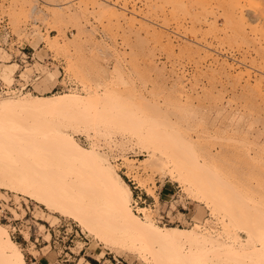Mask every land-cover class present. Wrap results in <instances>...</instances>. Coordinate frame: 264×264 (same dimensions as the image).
<instances>
[{"label":"rangeland","instance_id":"rangeland-1","mask_svg":"<svg viewBox=\"0 0 264 264\" xmlns=\"http://www.w3.org/2000/svg\"><path fill=\"white\" fill-rule=\"evenodd\" d=\"M179 1L0 0V18L16 36L8 54L24 47L33 58L30 64L37 61L49 67L35 66L40 80L34 82L33 94H49L39 84L52 73L56 78L50 93L109 88L124 98L126 102L115 100L114 110H109L108 126L96 121L86 125L100 149L110 150L112 162L143 159L151 150L157 156L168 151L192 164L199 161L189 176L177 177L183 185L164 172L151 175L138 170L154 200L123 169L118 170L133 197L142 194L141 201H146L136 207L150 205L148 219L174 216L180 222L171 226L191 229L201 224L216 238L249 239L260 248L264 244V0ZM240 10L250 15L251 24L242 25L245 30L227 20ZM208 19L216 23L210 26ZM0 54L1 71L2 57L12 61L4 51ZM19 73L18 69L14 79ZM123 104L125 111L117 107ZM120 111L125 124L119 123ZM32 121L23 119L13 133H31ZM76 139L90 146L85 135ZM9 149L0 152V163L18 176L19 162L11 158L17 150ZM158 185L170 189L169 197L158 198ZM0 191L4 194L0 224L8 228L27 264H147L138 256L117 255L111 244L68 216L53 214L57 221L51 224L47 216L52 214L43 206ZM170 199L176 201L171 208L166 204ZM182 207L187 208V220L178 219Z\"/></svg>","mask_w":264,"mask_h":264},{"label":"bare ground","instance_id":"bare-ground-1","mask_svg":"<svg viewBox=\"0 0 264 264\" xmlns=\"http://www.w3.org/2000/svg\"><path fill=\"white\" fill-rule=\"evenodd\" d=\"M249 16L240 10L232 12L227 20H231L230 23L237 27L247 24L249 26ZM214 19L212 22L206 20V24L214 25ZM241 26L238 28L243 29ZM0 50L9 53L2 48ZM1 59L4 60L0 71L3 78L0 76V79L7 86H11L18 65L10 62L8 58ZM34 62L20 70L19 77L23 82L31 75L40 73L35 66L42 67V70L49 68L46 64L44 66ZM24 74L29 77H21ZM55 78L54 74L49 73L39 84L49 93L46 95H35L28 91L0 96V152L2 149L15 148L17 153L11 158L19 162L17 169L20 171L16 176L9 168H3L5 163H0V190L23 195L43 206L49 211V215L52 214L47 216L51 224L57 221L53 214L68 216L97 235L100 240L111 244L117 255L138 256L147 264H264V244L257 248L249 239L216 238L212 235L213 231L208 232L201 224H195L191 229H182L171 226L172 223H158L160 216L153 215L154 221L148 219L146 211L150 205L135 206L132 191L118 170L123 169V174L154 200L155 196L140 179L138 170L151 175L164 172L171 181L178 182L177 177L189 176L194 165L200 166L199 161L195 160L192 164L176 152L168 151L157 156L151 150L145 152L143 159L123 157L119 164H115L108 157L110 150L107 148L109 152L102 151L100 145L98 146L100 142L91 139L93 136L89 135L86 125L96 121L102 127L108 126L112 120L109 110H114L115 100L118 104L124 102V98L118 97L120 94H115L109 88H105L103 92L98 88L86 90L84 94L50 93ZM117 107L121 108L119 110L126 108L124 104ZM119 113V123L125 124V115L122 111ZM28 118L33 119L34 130L29 134H14L17 125ZM79 124L85 128H80ZM6 128L11 132H3ZM81 134L90 141L89 147L83 146L76 139ZM140 142L139 137L137 144ZM179 183L183 185V182ZM3 195L0 191L1 198ZM173 202L176 203L170 199L166 204L171 208ZM134 207L136 211H133ZM42 214L41 212L38 216L42 218ZM179 216L187 220L184 213L178 212V219ZM7 229L4 224H0V264H27L19 245L10 238ZM25 237L27 238L26 235Z\"/></svg>","mask_w":264,"mask_h":264},{"label":"built area","instance_id":"built-area-1","mask_svg":"<svg viewBox=\"0 0 264 264\" xmlns=\"http://www.w3.org/2000/svg\"><path fill=\"white\" fill-rule=\"evenodd\" d=\"M13 38H16V36L11 33L10 27L8 26L7 22H4V20L0 18V48L9 52L10 51L9 48H10V45L12 44ZM14 51H16L17 54L10 52V54H11L10 60L18 65L19 70L24 68L26 65H30V62L33 61V58L31 56H28V54L24 52V47L22 48L20 46L19 47L17 46L14 49ZM40 63H43V62H40ZM35 75H37V76H35ZM38 75L39 74L35 73L31 77L32 82H34L35 80H37L40 77ZM31 79L24 83L20 79L19 74H18L17 79L14 80V82L12 83L11 86H7L0 79V96H5V95H8V94L13 93V92H15L17 94H21V93H25V92L29 91L32 93L33 88L31 85L32 84ZM55 87L56 86H54L53 89ZM134 200H135V206H137L136 205L137 202L141 203L142 205H144L146 203V201H144V200L141 201V195L140 194L135 195ZM148 206H149V204H147V207ZM186 210H187V208L182 207V211H183L184 215H186L185 214ZM158 221H159L158 223H165V224H170V223L173 224V223L177 222V221H171V219L168 217V215L160 216V219H158Z\"/></svg>","mask_w":264,"mask_h":264},{"label":"crops","instance_id":"crops-1","mask_svg":"<svg viewBox=\"0 0 264 264\" xmlns=\"http://www.w3.org/2000/svg\"><path fill=\"white\" fill-rule=\"evenodd\" d=\"M34 82L31 84L32 85V88H34V86H33ZM33 91H34V89H33ZM156 195L158 196L159 199H162L163 197H167L168 195H170V189H168L164 185H161V186L158 185V190H157V194Z\"/></svg>","mask_w":264,"mask_h":264}]
</instances>
